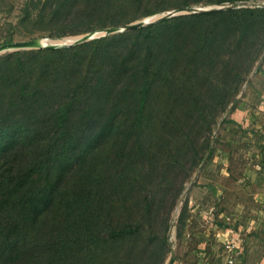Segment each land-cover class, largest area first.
Segmentation results:
<instances>
[{
	"label": "rangeland",
	"instance_id": "1",
	"mask_svg": "<svg viewBox=\"0 0 264 264\" xmlns=\"http://www.w3.org/2000/svg\"><path fill=\"white\" fill-rule=\"evenodd\" d=\"M52 1L0 0V46L50 38L38 28L46 22L32 27L24 11L36 18ZM216 1L143 0L167 9L129 23L214 7L246 11L187 17L178 29L149 36V66L163 63L165 72L147 108L118 105L119 141L96 148L93 182H85L95 199H83L86 220L74 224L68 214L71 227L56 230L66 222L51 216L27 264L264 263V0ZM30 49L38 48L0 55ZM125 117L136 127L129 139ZM120 229L130 232L113 238Z\"/></svg>",
	"mask_w": 264,
	"mask_h": 264
},
{
	"label": "trees",
	"instance_id": "2",
	"mask_svg": "<svg viewBox=\"0 0 264 264\" xmlns=\"http://www.w3.org/2000/svg\"><path fill=\"white\" fill-rule=\"evenodd\" d=\"M65 1L44 5L36 18L27 8L24 21L32 27L46 22L38 28L50 38H62L167 9H152L143 0ZM226 1L236 0L216 3ZM245 11H200L69 46L0 55V130L5 134L0 135V264L35 260L34 237L51 216L53 220L62 215L55 219L66 222L56 230L71 227L68 214H75L74 224L86 220L83 199L87 196L91 203L95 199L85 191V182L93 179L98 165L102 149L96 148L103 144L112 147L119 141L118 105L139 103L138 112H142L156 91L158 76L165 72L163 63L154 69L149 66L148 53L153 51L149 36L158 38L178 29L187 17L214 18ZM133 112L131 107L126 114ZM123 121L129 139L136 127L126 117ZM17 127L23 134L15 131ZM96 187L100 190L101 183ZM129 232L120 229L112 236L124 237Z\"/></svg>",
	"mask_w": 264,
	"mask_h": 264
},
{
	"label": "water",
	"instance_id": "3",
	"mask_svg": "<svg viewBox=\"0 0 264 264\" xmlns=\"http://www.w3.org/2000/svg\"><path fill=\"white\" fill-rule=\"evenodd\" d=\"M216 9H220V8L214 7L211 9H203L201 11L216 10ZM145 23H148V19L128 23L123 26L108 27L103 30L89 32L81 36H65L62 38H46V39H41V40L37 39V40H29V41H21V42H16V43L4 44L0 46V51L6 50V49L16 50L20 48H44V47L69 46V45H73L76 43L88 41L96 37L110 35V34L118 33L121 31L134 30V29L144 26Z\"/></svg>",
	"mask_w": 264,
	"mask_h": 264
},
{
	"label": "crops",
	"instance_id": "4",
	"mask_svg": "<svg viewBox=\"0 0 264 264\" xmlns=\"http://www.w3.org/2000/svg\"><path fill=\"white\" fill-rule=\"evenodd\" d=\"M262 264H264V263H262Z\"/></svg>",
	"mask_w": 264,
	"mask_h": 264
}]
</instances>
